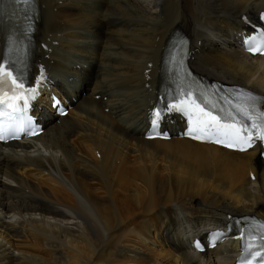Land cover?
<instances>
[{"label": "bare ground", "instance_id": "obj_1", "mask_svg": "<svg viewBox=\"0 0 264 264\" xmlns=\"http://www.w3.org/2000/svg\"><path fill=\"white\" fill-rule=\"evenodd\" d=\"M37 1L36 42L53 26L61 52L92 56L87 91L123 82L130 113H105L88 97L29 145L0 149V264H232L236 241L203 254L189 242L234 215L264 220V161L255 150L146 141L133 126L156 101L176 31L191 41L196 74L264 98V57L237 41L241 17L256 19L264 0ZM44 64L55 79L61 62Z\"/></svg>", "mask_w": 264, "mask_h": 264}, {"label": "snow or ice", "instance_id": "obj_2", "mask_svg": "<svg viewBox=\"0 0 264 264\" xmlns=\"http://www.w3.org/2000/svg\"><path fill=\"white\" fill-rule=\"evenodd\" d=\"M17 2L28 4L32 0H17ZM260 41V48L255 50H264V32L260 34ZM251 43V40H245L248 50L253 51ZM44 78V73L41 71L40 76L37 78L36 87H26L23 78L15 74L14 68L8 65L7 62H0V139L4 138L5 105L11 110L9 119L16 121L15 126L20 127L21 131L25 132L29 129L30 119H22V117L28 107L29 99L36 96ZM196 95V92L192 90L182 89L180 94L174 98L179 101L178 103H168L164 107H154L150 114L153 129H158L167 113L179 111L188 118L189 130L186 134L191 135L193 139L222 137L223 139H218L216 142L225 143L226 146L230 147L243 144L251 146L257 139L264 140V108L257 105L256 97L252 96L251 93H239L236 97L238 102L220 97L219 99L224 100L227 107L221 106L218 110L215 101H211L209 107L210 97L205 96L202 106L194 98ZM201 95L204 94L201 93ZM180 96L185 98L180 99ZM54 103L58 102L54 99ZM233 109H235V112ZM193 116H195V127H193ZM11 127L9 134H11ZM240 150L243 151L244 148L241 147ZM260 228L258 234L249 230V239L245 249L253 260L259 258L258 264H264V222L260 223ZM213 235L218 238L222 233ZM240 239L244 240L243 235ZM195 246L203 250L199 242H196Z\"/></svg>", "mask_w": 264, "mask_h": 264}, {"label": "rangeland", "instance_id": "obj_3", "mask_svg": "<svg viewBox=\"0 0 264 264\" xmlns=\"http://www.w3.org/2000/svg\"><path fill=\"white\" fill-rule=\"evenodd\" d=\"M22 193V192H21ZM63 260V261H62ZM65 261H64V259H61V261H60V259H59V263L60 264H63Z\"/></svg>", "mask_w": 264, "mask_h": 264}]
</instances>
